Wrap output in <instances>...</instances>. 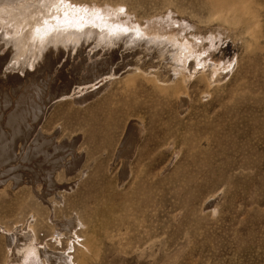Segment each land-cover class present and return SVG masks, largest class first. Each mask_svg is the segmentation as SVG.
<instances>
[{
    "label": "rangeland",
    "instance_id": "1",
    "mask_svg": "<svg viewBox=\"0 0 264 264\" xmlns=\"http://www.w3.org/2000/svg\"><path fill=\"white\" fill-rule=\"evenodd\" d=\"M70 2L81 8L82 19L101 17L171 38L176 45L165 40L168 46L184 50L175 54L178 77L164 83L152 71L111 70L72 90L60 72L73 69L65 67L68 55L57 69L31 64L32 79L11 66L10 73L24 77L12 87L0 84V110L5 103L39 106L30 124L44 117L45 135L60 146L49 157L22 162L34 186L14 188L12 176L0 173V264L10 256L1 226L10 230L34 216L37 242L29 263L37 264L40 246L55 247L52 219L64 222L75 213L82 223L71 253L77 264H264V0ZM8 16L0 19L8 24ZM13 28L0 22V33ZM86 52L95 59L89 56L86 67L105 59ZM71 54L69 61L78 63L77 50ZM188 61L201 74L194 75ZM210 70L221 79L209 83L203 73ZM102 83L107 87L101 90ZM130 125L137 126L138 144L125 143L128 151L122 142ZM3 126L9 137L11 129ZM58 160L62 167L55 168ZM56 193L64 205L51 211L39 196L53 201ZM68 237L65 230L57 250L67 249Z\"/></svg>",
    "mask_w": 264,
    "mask_h": 264
},
{
    "label": "bare ground",
    "instance_id": "2",
    "mask_svg": "<svg viewBox=\"0 0 264 264\" xmlns=\"http://www.w3.org/2000/svg\"><path fill=\"white\" fill-rule=\"evenodd\" d=\"M68 3L69 0H63V2H61V0H4L0 2V16L3 14L9 15V23L11 22L14 26L13 33L8 32L9 34H6L5 31L7 29H3L4 31L0 33L1 85H8L12 87L20 81L21 76H25V78L27 79L34 78L35 72L31 70V67H34L36 65V62L43 63L46 67L56 68L57 65L59 66V64H61L64 56L68 55L70 56L68 57L69 60L72 59L71 53L74 50H77V56L81 58L79 59L80 61L74 64L68 60V66L66 64L65 67L68 68L69 66H73V69H67L66 71L60 69L61 74H63L64 72L63 80L67 81V85L71 86L72 90L74 87H84L85 85H93V82L90 79L94 74L100 73L103 76L111 70H113V72H116V74L119 73L121 75L122 73H137L138 75V73L140 74V72L146 74V72L152 71V74L161 82H176L175 80L177 79L178 74L173 72L175 71L174 68L176 67H174L176 61L175 57L177 56H175V54L178 50H181L180 52H183L184 50L182 48L172 49L171 46H168L166 41H172V43L174 42L171 38H165L164 35H154L153 33V35H151L150 33L149 35L143 30H140L139 28L129 29L127 28V26L121 25L120 23L118 25H115L114 23L110 22L111 24H109L108 20L101 19V17L100 19H82L80 18L82 15L77 12L79 6L75 4L76 6L74 5L75 9L73 10L70 9L69 6H73L72 2H70L69 4ZM59 7L63 8L60 9ZM97 10L99 12V9ZM98 15L100 16L101 13ZM2 19H0L1 23L2 21H4L6 22V25L9 24H7L8 21ZM59 20H61V22H59ZM57 21L58 24H56ZM3 24L5 25V23ZM4 27L6 28V26ZM174 43L173 46L176 45ZM88 48L91 51H96L97 54L95 56L99 55V53H102L105 59L101 60V62L94 61L88 67L84 66V64L88 60H90L91 57V52H86ZM190 51L191 50H189V52ZM170 53H174V55L171 56ZM86 57H88L89 59H86ZM92 57L91 59L95 60ZM156 58L158 59L159 64L156 62ZM8 59H10L9 63ZM188 59H190L189 56ZM188 63L189 66L187 65V68L189 67L194 75H197L198 73L201 74V70H198L196 72L193 69V66L191 64L192 62L190 63L188 61ZM31 64L32 66H30ZM104 64L107 67L108 65L110 66L109 70H107L108 68H104ZM11 66H15L14 68H16V66L20 68V70L24 73V76H14L13 73H10L13 69ZM83 69L86 70V73H83ZM181 71L182 70H180V72ZM203 74L204 76L205 74H207L208 82H214L217 79H221V76L219 75L214 76L215 73L212 70L207 71ZM109 80L111 79L109 78ZM34 82L35 81H33V83ZM63 84L64 83H62V85ZM105 85H107V83H102L100 89L102 90L104 87H107ZM56 88L58 87L56 86ZM16 90L17 89H14L13 91L16 92ZM72 90L70 91L69 89V93L72 92ZM89 90L91 93V90L93 91V86L90 87ZM39 92L37 91L38 95ZM46 92L47 91H45V93ZM52 99H54L53 96ZM8 106V103H5L4 109L0 110V173L2 172L4 174L12 176V180H10L12 181L14 188L26 185V182H28V185L34 186L35 183L32 180L31 175L28 173L32 170L30 167L24 166L22 162L30 159V157L32 158L39 154L42 155V153L47 156L53 154L52 151L58 150V147L60 145H56L58 143H56V141V144H54L53 140L48 139L45 135V132L43 130L44 117L42 118V120H40V118V121H38L37 124H30L29 117L31 121H35L36 119H38L37 114L38 112L40 113L39 106L34 105L29 109L24 107L23 105H19L18 102L15 104L14 107L9 108ZM4 123L11 129L9 137H6L5 135V129L3 126ZM134 127L137 126L134 125ZM134 127L133 125H130L129 128L126 130L122 146L125 143L133 144L134 142H136V132L134 133L133 131ZM59 130V127L55 128L53 130V135L57 134ZM138 136L139 135H137V138ZM136 143L138 144V142ZM122 151H124V149H122ZM124 154L122 156H124ZM130 156L132 158V155ZM124 165V169L127 167V165L129 166L128 161L125 162ZM59 167H62L60 161L58 162V164L55 165V168ZM68 170L70 171V168ZM3 183H5V181L0 180V187ZM68 186L69 185H66L65 188H67ZM218 196L210 198L208 202H206L207 206L212 207V204L215 201V197ZM39 199L51 211L55 207L59 208L64 205L63 195L57 193L55 194L53 201L49 200L48 196L46 197L45 195H40ZM55 219H52V223L55 225L52 245L55 247H51L52 249H50L48 248L49 246H40L37 250L38 252L36 251L38 254V256H36L37 264H77L74 259V255L72 256L71 253H74L77 250L76 246L80 243V239L82 238V223L80 216L76 213L71 214L70 216L65 217L64 222H60ZM35 220L36 219L34 218V216L30 215L29 217H27L26 221L22 226L20 224L13 223L10 230H8L5 226H1V228L6 231L7 246L9 247L10 253L9 259L7 260V264H30V259L32 258V255L35 254V249L32 247V242L34 240L36 241ZM65 230L68 231L69 234L67 249H65V251H59L57 250V246H61Z\"/></svg>",
    "mask_w": 264,
    "mask_h": 264
},
{
    "label": "snow or ice",
    "instance_id": "3",
    "mask_svg": "<svg viewBox=\"0 0 264 264\" xmlns=\"http://www.w3.org/2000/svg\"><path fill=\"white\" fill-rule=\"evenodd\" d=\"M61 2H63V0H61Z\"/></svg>",
    "mask_w": 264,
    "mask_h": 264
}]
</instances>
